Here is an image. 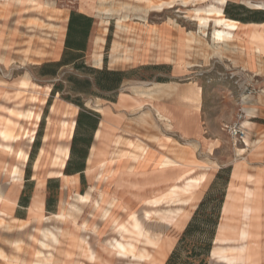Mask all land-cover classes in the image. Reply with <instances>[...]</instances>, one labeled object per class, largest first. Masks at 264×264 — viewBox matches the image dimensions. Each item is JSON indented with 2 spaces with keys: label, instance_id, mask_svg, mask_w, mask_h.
<instances>
[{
  "label": "rangeland",
  "instance_id": "obj_1",
  "mask_svg": "<svg viewBox=\"0 0 264 264\" xmlns=\"http://www.w3.org/2000/svg\"><path fill=\"white\" fill-rule=\"evenodd\" d=\"M36 1L42 7L29 0H15L12 17L7 18L8 27L20 32L16 34L18 43L9 51V61L0 64V84L9 92L7 96L5 92L1 95L0 110L8 113H0V140L4 142L0 145L12 146V141L5 138L3 132H19L23 144L15 146V151L23 147L30 149L34 156L37 149L32 151L30 141L38 139L41 156L35 164L34 177L40 183L50 171H57L54 176L57 180L43 187V195L47 196L52 210L57 204V213L63 211L70 215L65 219L50 217L44 220L43 216H51L50 213L31 211L24 223L15 221L10 211L0 207V250L4 254L0 256V264H166L190 222L187 241L179 249L177 262L193 255L195 263L204 258L206 264H264V177L259 172L257 179L253 172H248L247 176L248 162L252 161L248 156L250 148L240 150L244 147L242 142L232 139L224 129L226 124L249 120L246 114L238 118L241 109L244 110L241 99L246 100L242 79L247 72L241 68H229L231 65L227 59L236 66L243 57L242 47L237 42L252 43L239 39L214 47L212 32L218 16L200 10L209 6L219 8L220 4L211 0ZM261 1L228 0L224 9L227 7L232 14L253 20L248 18L252 17L249 11H260L256 7ZM143 6L148 7V13L143 12ZM71 11L88 15L93 20L83 67L66 65L54 76L40 75L39 65L61 58L64 43L60 44L62 38L65 39L68 21L65 20ZM5 13V2H0V23L5 19ZM118 18L123 19L120 28L116 26ZM200 18L207 20L205 28L200 26ZM95 36H99L96 47L93 43ZM115 44L119 45L120 58L112 62L110 51ZM56 53V60L48 58ZM36 61L40 63L36 64ZM104 66L128 73L116 93L91 88L103 94L98 96L71 88L67 79L69 75L80 80L92 79L87 69ZM232 72H238V83L234 82L236 78H230ZM31 82L36 84L34 88H30ZM58 82L62 83L60 92L51 94ZM165 82L176 83L179 88L192 86L197 89L200 86L202 89L197 100L191 96L189 102L180 96L176 100L179 103L185 101L183 105L190 109V117L194 111L202 117L199 127L189 126L188 135L173 128L169 113L158 105V101L166 104L174 101L172 92L175 88L171 87L175 86L160 84ZM22 84L26 85L24 89H21ZM17 92L19 96L15 95ZM61 93L70 95V99L63 98ZM120 93L131 97L122 96L123 100L113 105ZM30 96L33 99L30 100ZM75 101L82 102L84 113H94L98 124L101 122V126L97 124L96 127L99 131L97 137L96 131L94 138V131L88 128L87 119L84 118L80 126L76 125L82 109ZM140 105L144 106L139 108ZM27 111L30 112L28 118L21 117V113ZM74 134L75 143L72 141ZM87 143L95 145L91 148L96 157L90 166L92 175L83 174L76 186L67 184L69 180L58 175L65 174L63 168L68 158L72 169L81 165L82 154L89 155ZM134 143L146 146L147 153L133 163H143L149 155L158 157L157 166L164 157L182 163L167 169L164 175L160 174L163 180L173 179V182L160 184L158 193L146 195L143 201L137 199L134 191L136 179L116 173L118 163L131 160L128 158L131 151L137 155L140 153ZM58 146L66 149L61 162L54 165L52 158ZM116 155L121 160L107 164L106 161ZM22 160H27V154ZM93 173H96L95 177ZM86 193L91 195V201L79 202L77 194ZM95 198L99 199L100 207L94 210L92 201ZM115 198L118 203L112 208ZM201 201H204L203 205H200ZM252 204L258 207L256 221L252 210L248 209ZM71 206L78 208V214L71 211ZM103 208H111L110 218L117 219L118 226L114 228L110 220L104 221L101 216ZM84 222L86 228L83 230L81 225ZM255 222L260 225L256 227ZM93 228L97 231L93 232ZM149 229L158 235L146 256L152 258L146 260L141 259L145 258L144 255L138 254L145 248L143 234ZM249 229L253 233L251 240L243 235ZM43 230L57 234L61 230L59 243L45 240ZM82 237V249L79 250ZM215 237L219 238L210 256ZM40 241L49 245L41 248ZM208 243L210 249L205 257ZM110 246L115 248V254ZM252 249L258 254L255 255ZM37 251L46 256L51 254L50 260H38L34 257Z\"/></svg>",
  "mask_w": 264,
  "mask_h": 264
},
{
  "label": "crops",
  "instance_id": "obj_2",
  "mask_svg": "<svg viewBox=\"0 0 264 264\" xmlns=\"http://www.w3.org/2000/svg\"><path fill=\"white\" fill-rule=\"evenodd\" d=\"M14 1L15 0H0V2H5V6H6V13H5L6 15L4 17L5 19H3V21H1L0 23V59H1L0 64H4L5 62L9 61L8 60L9 51H12L15 48L14 45L18 43L19 40L16 34L17 32H20V30L16 31V29L8 27L7 24L8 22L7 18L12 17L11 10H12V3ZM211 1L219 3L220 7L216 8L215 6H209V8L201 9L200 11L205 13H209V12L211 13L213 12L214 14L216 13L218 19L224 20L220 24L214 23L215 28L213 31L217 30L221 32H229L232 34L241 33L243 35L244 40L250 39L249 37H247V35L250 34L251 32H255L263 36V40L260 42H255V41L253 42L250 39L249 42H251L252 45L246 42L245 43L239 41L237 42V44L242 47L243 57L242 58L240 57L236 66L233 65V61L231 59H227L231 65V67L229 68H241V70L247 72L245 78L242 79L244 80L242 82H245L246 84L250 83L256 88L254 94L247 96L244 102L241 101V103L244 104L243 106L244 112L249 120L245 122H241V124L247 129V137L244 143L242 142L244 147L240 148V150L245 151L250 148V154L248 156L249 158H251L252 161L248 162V166H247L248 171L246 173L247 176H249L248 172H253L252 175L254 176V178L257 179L258 172L259 174H261L260 175L261 177L262 176L264 177V22L244 23L238 20L231 19L227 17L224 13V6L226 5L228 0H211ZM256 8L264 9V1L262 0L260 6H257ZM69 15L70 14L67 15L65 21L68 20ZM239 23L243 25L242 27L243 29H239V27L237 26V24ZM231 24H234V26H231ZM21 32H23L22 29ZM213 33L214 32H212V40H213L212 43L214 47L215 45H221L226 43L221 40L213 39ZM62 43H64V38H62V42L60 45H62ZM256 45H258L261 48L260 51H258L255 48ZM56 55L57 53L54 54V56L52 55V57H48V58L52 60H56L57 59ZM44 60L45 57L42 58V61ZM35 63L39 64L40 61H36ZM239 80L235 79L234 82L238 83ZM160 84H169L175 86V87L173 86L171 87V88H175L172 92V94L174 95L173 97L174 101H171V103L169 104L158 101V105L162 106L169 113L170 117L172 118L173 128L179 130L183 135H188L187 131L189 126L191 125V126L199 127L200 124L202 123V117L199 113H197V111H194L193 116L190 117L191 116L190 109L183 105L185 101L179 103L176 100L178 96L187 99L188 102L190 101L188 99V97L190 96L193 97L194 100H197V98H200L202 93L201 87L197 86V89H195L192 86L179 88L176 85V83L165 82ZM3 86L4 85L0 84V103H2L1 94L5 92L6 93L5 95L7 96L9 93L3 90ZM21 86H22L21 89H24L26 87V85L24 84H22ZM15 95L19 96L20 93L17 92L15 93ZM122 96L131 97L129 94L120 93L118 95L117 101L112 102V104L115 105L121 102L123 100ZM143 106L144 105H140L139 108ZM8 107L14 109L12 106H8ZM11 111L12 110L10 109L9 110L10 114H12ZM0 113H8V112L0 110ZM100 123L101 122H99L98 124L99 126H101ZM96 130H98V128H96L95 131ZM95 131H94V138H95ZM30 142L32 144V151L37 149V153L34 154V156H33V152H30V149L27 150L24 149L23 147L18 148L17 151H15L14 149L15 146L18 147L19 145L23 144L22 139L11 142V145L13 147L12 153L4 149H0V195L3 198V201L0 203V207L3 206L5 210L10 211L12 215H14L13 219L15 221L27 222L28 216L30 215L31 211L32 212L43 211L44 213H50L51 216L57 214V204L52 210L51 203L49 206H47V196H45V194L43 195V187L44 186L47 187L48 184L50 183L49 182L50 180H55V179L57 180V177H48L47 175L42 182L37 183V179L36 177H34V173L36 170L35 164H37L38 161L40 160L41 148L38 139L35 138ZM0 143H4V142L0 140ZM133 145H135V143ZM92 147H95V145L91 144L89 146V155L87 154L84 160V167L82 170L71 173L64 172L65 173L64 175L66 176L65 180L67 179L69 180L67 184H73L74 186H76L80 184V180L83 174L84 176L87 177H90L92 175L93 171L90 166L93 163L94 158H96L91 151ZM20 150L24 151L27 154L26 161H23L22 159H18L17 153ZM13 155H15V157H13ZM157 158H158L157 156L149 155L143 163L142 161L133 163L131 160L126 159L125 161L117 164L116 167L117 174H122L124 176H131L134 179H136L134 184L135 185L134 191L136 195H138L137 199L139 201L141 200L143 201V199H146V195L158 193L157 189L160 184L166 185L173 182V179H170V181H166L165 179L163 180L160 177V174L164 175L167 169H171L174 167H169L160 170L157 166V163L159 161V159ZM131 165L132 168L130 169ZM14 167H18L21 170V177L16 181L12 180L11 177L12 176L11 171L14 169ZM233 173L231 174V177H233ZM95 175L93 173V177H95ZM159 178L160 180H158ZM252 205L249 206L248 209H251ZM19 212H22V214H20ZM248 232H250V229L245 234H243L247 239H248ZM157 235L158 233L153 232V230L151 229L146 230L144 232L143 241L145 242V248L142 249V251L138 255H144L146 257L149 254V249L153 248L155 245ZM217 240L218 237H215L213 240L214 246L210 250V256L215 250V244ZM246 258H247V254H246Z\"/></svg>",
  "mask_w": 264,
  "mask_h": 264
},
{
  "label": "trees",
  "instance_id": "obj_3",
  "mask_svg": "<svg viewBox=\"0 0 264 264\" xmlns=\"http://www.w3.org/2000/svg\"><path fill=\"white\" fill-rule=\"evenodd\" d=\"M251 13L252 17H248L249 19L252 18L253 20H248L245 18L238 17L234 14H232L227 7L224 9V13L227 17L238 20L240 22H248V21H264V10L260 9L258 12H252ZM92 17L85 15L80 12L76 11H71L69 15V19L67 21V30H66V35L64 39V48L63 52L61 55V58L57 61H50V62H45L39 65V73L40 75L43 76H54L56 72L58 71L59 68L66 66V65H71L73 68H80L83 67V57L87 48V40L90 34V30L92 27ZM104 58V62H105ZM89 73L92 74V79L90 78H84L82 80L69 75L67 79L69 82L72 84L71 88L73 90H78L82 91L84 93H89V94H95L98 96H103L101 93H97L96 90L100 92H112L116 93L123 81L124 78L128 77V73L120 70H113V69H108L106 66L100 68V69H95V68H89L87 69ZM62 88V83L58 82L57 84H54L51 94L56 93ZM91 88H95L94 90H90ZM60 92V91H59ZM61 96L65 99H70V95H63L61 93ZM107 99L114 100L111 96H105ZM75 103L82 109L79 114H78V119H77V126H80L83 123V119H87L86 124L89 129L95 130L98 124V118L96 115L92 112H83V104L82 102L75 101ZM75 134L72 137L73 143H75ZM90 146V143L86 144V147L88 148ZM87 154L86 152L82 154V162L81 165L76 168L72 169L71 166V159L69 158L67 160V163L64 168L65 173H71L75 171H80L84 167V160L86 158ZM54 180H50L49 182H53ZM204 201H201L200 205H203ZM50 205V201L47 200V206ZM192 222L186 227L185 231L183 232L181 238L179 239L178 244L176 247L171 251L170 255L168 256V259L166 261V264H206L205 259H201L198 263H195L192 261V258L194 257L193 255L188 256L185 261L177 262L176 259L179 256V249L182 245L186 244V238L188 235V231L191 227ZM205 257H207V251L210 249V243H208L205 246ZM210 251V250H209Z\"/></svg>",
  "mask_w": 264,
  "mask_h": 264
},
{
  "label": "bare ground",
  "instance_id": "obj_4",
  "mask_svg": "<svg viewBox=\"0 0 264 264\" xmlns=\"http://www.w3.org/2000/svg\"><path fill=\"white\" fill-rule=\"evenodd\" d=\"M29 1H31V2H33L35 5H37V6H40V4L36 1V0H29ZM47 2V1H46ZM103 2V1H102ZM146 2H150V1H146ZM109 5V4H108ZM111 5H113V4H111ZM125 6V5H124ZM40 7H42V6H40ZM128 7V6H127ZM143 7H145V6H143ZM97 8V7H96ZM148 8V7H147ZM147 8L145 7V8H143V12L144 13H148V11H147ZM54 9V8H53ZM108 9H110L111 10V8L109 7ZM97 10V9H96ZM110 10H107L108 12L110 11ZM114 10V9H113ZM105 12V11H104ZM112 12V11H111ZM102 15V14H101ZM118 23H116L117 25V27H122L121 26V21H123V19L122 18H118ZM224 20L223 19H215L214 20V23L215 24H220V23H222ZM100 22V21H99ZM213 22V21H212ZM199 24H200V26H203L204 28L207 26V20L206 19H204V18H200V21H199ZM101 25H102V23H101ZM231 26H234V24H231ZM237 26L239 27V29H243L242 27H243V25L241 24V23H239V24H237ZM204 28H203V30H204ZM214 30V29H213ZM214 33H213V39H216V40H221V41H224V42H228V41H234V40H239V39H242V40H244V38L241 36V34H239V33H229V32H221V31H217V30H215V31H213ZM247 37H249L253 42L255 41V42H260V41H262L263 40V36L262 35H260V34H257V33H255V32H251L250 34H248L247 35ZM250 39H246V40H248V41H250ZM245 41V40H244ZM98 42H99V36H95L94 38H93V43H94V46L96 47V45L98 44ZM224 45V44H223ZM118 47H119V45L118 44H115V45H113V47H112V49H111V51H110V58H111V61L112 62H116L120 57H119V54H118ZM255 48L258 50V51H260L261 50V48L258 46V45H256L255 46ZM94 57V60L96 59V57H95V55L93 56ZM30 59V58H29ZM31 61V60H30ZM29 86H30V88H34L35 86H36V84L35 83H33V82H31V83H29ZM4 93V92H3ZM3 93L1 94V95H3ZM31 99H33V96H30V100ZM157 111L161 114V112H160V109L158 110L157 109ZM29 114H30V112L29 111H27V112H22L21 113V117H26V118H28V116H29ZM161 115H163V114H161ZM164 116V115H163ZM64 122L62 121V124H63ZM19 128H20V126H19ZM23 128V127H22ZM21 130V129H20ZM22 131V130H21ZM21 133V132H20ZM98 133H99V131H96V137L98 136ZM2 135L5 137V138H7V139H10L12 142H14V141H18L19 139H21V137H22V135H20L19 134V132H15V133H9V132H3L2 133ZM134 148H138L137 150L140 152L138 155L137 154H135V153H132L133 151H131L130 153H129V155H128V158H130L131 159V161H133V160H141L143 157H144V155L147 153V149H146V146H141V145H138L137 143L134 145ZM133 148V149H134ZM0 149H4V150H6V151H8V152H10V153H12L13 152V147L12 146H1L0 145ZM65 149L66 148H64V147H60V146H58L57 148H56V155H54V157L52 158V164H59L60 162H61V155H63L64 154V152H65ZM9 153V154H10ZM18 158H21V159H23L25 156H26V153L24 152V151H22V150H20L18 153ZM115 155V154H114ZM139 157H140V159H139ZM121 159L116 155V157H114V156H112L111 158H109L106 162H107V164L108 163H110V162H112V163H116V162H119ZM104 162V161H103ZM102 162V163H103ZM137 162V161H136ZM102 163H101V166H102ZM180 165H182V163H180L179 161H177V160H175V159H173V158H170V157H164L160 162H159V164H158V167L160 168V169H166V168H169V167H176V166H180ZM113 169V168H112ZM6 170V169H5ZM190 171V170H189ZM189 171H187V172H189ZM112 170L110 171V173L112 174ZM187 172H185L184 174H182V175H180L179 177H178V180L180 179V177H182L183 175H185ZM56 173H57V171H50L49 173H48V177H54V176H56ZM12 176L11 177H13V180H18V179H20V177H21V170L18 168V167H14V169L12 170ZM58 176H63V178L64 179H66V176L64 175V174H59ZM170 189V188H169ZM91 190V189H90ZM245 193H246V188H245V190H244V197H243V202H244V200H245ZM2 194V193H1ZM160 194H162V193H160ZM159 194V195H160ZM253 195V198H254V191H253V193H252ZM100 197H101V194H100ZM155 197H158V195L157 196H153V197H150V198H155ZM76 198H77V200L79 201V202H81V203H88V202H90L91 201V195L89 194V193H86V194H77V196H76ZM150 198H147V199H150ZM3 201V198L1 197V195H0V203ZM145 201V200H144ZM110 203V202H109ZM117 203H118V199H114L113 200V202L111 203L112 204V208L113 207H115L116 205H117ZM100 207V203H99V199H94L93 201H92V208L95 210V209H98ZM71 211L73 210V211H75V212H77V214H78V208L77 207H75V206H71ZM111 209V208H110ZM110 209H108V208H103L102 209V213H101V216H102V218L104 219V220H106V221H111V224H112V226H114V228H115V226H118V221H117V219H115V218H113V219H111L110 218ZM251 210H252V217H254V220L256 221L258 218H259V215H258V207L256 206H253L252 205V208H251ZM242 211H243V206H242ZM54 214V213H53ZM70 214L69 213H64L63 211L62 212H59V213H57V214H54V215H52L51 217H54V218H63V219H65L67 216H69ZM183 215H184V213H183ZM185 216V215H184ZM183 216V217H184ZM251 216V215H250ZM43 218L45 219V220H48L50 217L49 216H43ZM251 218V217H250ZM76 220V219H75ZM74 220V221H75ZM76 222V221H75ZM25 223V222H24ZM260 225V224H259ZM258 224H257V222H255V226L256 227H258L259 226ZM21 227V226H20ZM250 227H251V223H250ZM86 228V224H85V222L84 223H82V225H81V229H85ZM42 229V228H41ZM97 231V229H95V228H93V232L94 231ZM62 233V231L61 230H59L58 231V234L57 233H54V232H52V231H49V230H43L42 231V236H43V238L45 239V240H47V241H49V243H53V244H58L59 243V235ZM239 233H240V228H239V231H238V235H239ZM253 237V233L251 232V230H250V232H248V239L249 240H251V238ZM219 238V237H218ZM40 239H41V237H40ZM82 242H83V237L80 239V243L78 244V249L79 250H81L82 249ZM16 245H18V246H20L19 244H17V242H16ZM49 244L46 242V241H40V247L41 246H43V247H46V246H48ZM43 247H41V248H43ZM110 248V250L115 254L116 253V250H115V248L114 247H112V246H110L109 247ZM253 251H254V254L255 255H257L258 254V251L256 250V249H252ZM45 254V253H44ZM4 254H3V252H2V250H0V256H3ZM34 257H36L38 260H44V259H46V260H50V257H51V254H49L48 256H46V255H43L42 253H41V251H37L36 252V254H35V256ZM96 258H97V255L95 256V260H96ZM152 257H150V258H141V259H146V260H150ZM35 259V258H34ZM246 259H248V255H247V258ZM53 260V259H52ZM3 261V260H2ZM38 263V262H37ZM36 264V263H35ZM39 264V263H38ZM42 264V263H41ZM52 264H62V263H57V262H52Z\"/></svg>",
  "mask_w": 264,
  "mask_h": 264
},
{
  "label": "built area",
  "instance_id": "obj_5",
  "mask_svg": "<svg viewBox=\"0 0 264 264\" xmlns=\"http://www.w3.org/2000/svg\"><path fill=\"white\" fill-rule=\"evenodd\" d=\"M237 76H238V72L230 73V78H236L239 80V77ZM242 84H244L243 93L245 98L255 93L256 88L252 84L250 83L245 84V82H242ZM242 100L243 99H241V101ZM244 114H245L244 110L241 109V114L238 116V118L240 119L241 117H243ZM224 129L232 139L244 143L247 137V129L241 124L240 121H235L233 123L226 124Z\"/></svg>",
  "mask_w": 264,
  "mask_h": 264
}]
</instances>
